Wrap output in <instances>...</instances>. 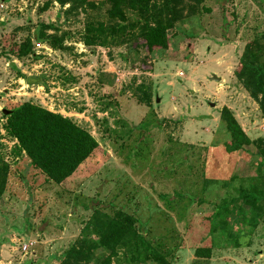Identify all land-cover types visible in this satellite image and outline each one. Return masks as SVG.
Masks as SVG:
<instances>
[{
  "label": "rangeland",
  "instance_id": "374dc122",
  "mask_svg": "<svg viewBox=\"0 0 264 264\" xmlns=\"http://www.w3.org/2000/svg\"><path fill=\"white\" fill-rule=\"evenodd\" d=\"M109 9L106 0H0V161L8 167L0 264H59L77 241L95 239V213L133 218L147 248H119L111 264H264V202L240 214L229 203L241 188L264 197V116L234 75L248 43L264 48V0L172 5L167 47L151 53L137 43L129 10L125 31L84 44L91 24L120 25ZM37 31L62 49L37 43ZM26 40L33 54L18 60L12 50ZM23 103L68 118L98 143L59 185L5 130L2 111ZM223 108L251 141L243 150L228 145ZM198 248L210 257L195 258ZM147 251L162 261L135 260Z\"/></svg>",
  "mask_w": 264,
  "mask_h": 264
},
{
  "label": "trees",
  "instance_id": "16d2710c",
  "mask_svg": "<svg viewBox=\"0 0 264 264\" xmlns=\"http://www.w3.org/2000/svg\"><path fill=\"white\" fill-rule=\"evenodd\" d=\"M74 1L82 0H56L59 5L71 4ZM106 1L110 5L108 17L111 20H117L120 25L103 30L102 25L91 24L83 38L84 44L90 46L107 37H113L118 32L125 31L124 10H129L136 13L139 19L137 43L151 53L167 47L168 31L173 27L170 18L171 6H179L178 11L182 12V6L186 0ZM189 1L199 2V0ZM90 4L92 6V2ZM34 40L54 50L62 49V40H58L53 35H45L43 31H37ZM32 49V42L26 40L14 48L12 54L16 59L21 60L31 56ZM234 75L250 98L256 102L260 114L264 116V48L256 45V42L248 43ZM20 76L28 83H32L30 79ZM34 82L38 84L39 81ZM6 111L9 112L8 115L2 114L6 122L5 130L16 141L17 150L24 153L30 165L54 184L59 185L71 178L98 149V143L86 130L68 118L52 113L41 106L23 103L15 109ZM220 120L228 133V145L233 152L251 145V141L228 109L221 110ZM7 173L8 167L0 161V200L5 189ZM261 202H264V197L253 190L244 188H241L237 196L229 201L232 208L236 209L239 214L243 207L251 210L252 213L257 212ZM223 207L226 212L227 206L224 204ZM134 223L133 218L122 213L113 218L99 213L93 214L88 229L92 230L95 239L77 241L65 253L59 264H89L93 256H97L99 264H111L119 248L147 249L141 236L135 232ZM194 256L197 259H208L210 250L198 248L194 251ZM138 258L143 262L159 263L162 261L160 257H149L148 251L142 257L136 256L135 260L137 261Z\"/></svg>",
  "mask_w": 264,
  "mask_h": 264
},
{
  "label": "built area",
  "instance_id": "2783aa9c",
  "mask_svg": "<svg viewBox=\"0 0 264 264\" xmlns=\"http://www.w3.org/2000/svg\"><path fill=\"white\" fill-rule=\"evenodd\" d=\"M31 246H32V244H28V245H24V246H22V252L24 253V254H26L27 252H28V250H29V248H31Z\"/></svg>",
  "mask_w": 264,
  "mask_h": 264
},
{
  "label": "water",
  "instance_id": "95a60500",
  "mask_svg": "<svg viewBox=\"0 0 264 264\" xmlns=\"http://www.w3.org/2000/svg\"><path fill=\"white\" fill-rule=\"evenodd\" d=\"M212 79L214 80V81H217V79L214 77V76H212ZM8 111H6V110H3L2 111V114H4V115H8Z\"/></svg>",
  "mask_w": 264,
  "mask_h": 264
}]
</instances>
